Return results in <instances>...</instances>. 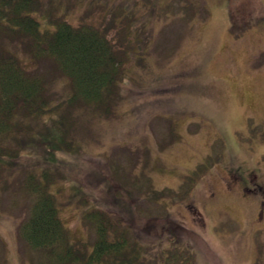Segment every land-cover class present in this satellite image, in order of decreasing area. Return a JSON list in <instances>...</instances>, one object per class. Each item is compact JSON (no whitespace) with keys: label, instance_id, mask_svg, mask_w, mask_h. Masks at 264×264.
Segmentation results:
<instances>
[{"label":"rangeland","instance_id":"obj_1","mask_svg":"<svg viewBox=\"0 0 264 264\" xmlns=\"http://www.w3.org/2000/svg\"><path fill=\"white\" fill-rule=\"evenodd\" d=\"M42 2L75 25L108 24L112 40L130 48L111 112L83 102L61 110L75 151L49 163L34 148L1 167L0 264H41L44 254L20 225L33 200L24 180L45 167L75 240L92 245L95 231L82 214L102 208L139 239L145 260L161 264L179 248L192 252V264H264V0ZM0 42L26 59L9 38ZM39 67L54 69L49 59ZM52 85L61 102L67 79ZM48 115L25 122L39 130ZM189 178L188 199L155 196Z\"/></svg>","mask_w":264,"mask_h":264},{"label":"trees","instance_id":"obj_2","mask_svg":"<svg viewBox=\"0 0 264 264\" xmlns=\"http://www.w3.org/2000/svg\"><path fill=\"white\" fill-rule=\"evenodd\" d=\"M45 9L41 0H0V35L19 46L26 57L0 42V169L17 165L21 157L30 156L25 151L34 148L43 150L44 160L49 163L58 160V152L75 151V141L69 138L71 123L61 110L83 101L103 114L111 112L120 98L118 88L130 46H118L108 24L96 26L81 21L74 25L64 15ZM230 31L234 36L240 34L234 26ZM123 36H129L127 30ZM41 59L51 60L54 69H41ZM63 77L70 90L65 99L54 102L50 89ZM44 115L50 119L39 130L25 122L28 117ZM8 137L17 144H3ZM39 161L37 158V164ZM52 173L47 167L40 174L33 169L24 180V195L27 200L32 195L33 200L20 232L30 247L44 254L41 264H158L155 258L143 259L139 239L102 208L91 207L82 214L84 222L95 231L92 245L73 239L60 217L56 195L50 190ZM193 184L189 178L179 191L166 187L158 189L161 191L155 196L179 194L185 200ZM175 250L162 254L160 263H193L191 251Z\"/></svg>","mask_w":264,"mask_h":264}]
</instances>
